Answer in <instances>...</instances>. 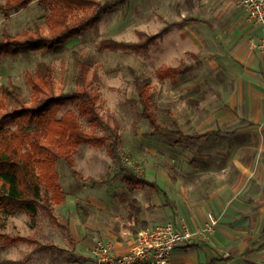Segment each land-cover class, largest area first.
<instances>
[{
  "label": "rangeland",
  "instance_id": "374dc122",
  "mask_svg": "<svg viewBox=\"0 0 264 264\" xmlns=\"http://www.w3.org/2000/svg\"><path fill=\"white\" fill-rule=\"evenodd\" d=\"M39 1L33 0L17 12H0V34L3 30L18 34L36 26L45 27L49 12ZM212 1L217 3V0ZM6 2L0 0V4ZM235 2L238 9H242L239 1ZM222 8L209 5V0H127L97 25L68 41L60 53L33 52L0 59V95L3 86L14 84L30 102L32 89L27 75L35 73L42 62L53 69L57 93H71L80 87L75 55L78 54L86 62L85 85L97 96L100 115L120 135V159L111 156L108 142L100 148L88 143L80 146L74 154V170L80 172L84 180L76 177L64 160L57 163L65 199L55 204L53 192L42 185V194L50 199L54 219L44 210L35 220L26 213L0 216L1 234L29 236L35 240V243L21 242L5 247V238H0V264H85L80 257L90 256L99 243H110V238L105 236L127 232L135 237L150 225L169 222L156 221L172 216L170 210L177 217V213L190 208L195 194L209 195L211 191L224 190L220 185L225 183L234 184L236 198L243 185L254 182L213 180L225 170L227 161L233 164L229 166L232 174L239 171L238 161L249 159L251 166L257 161L256 144L247 142L250 139L247 130L264 139V103L256 100V105L251 106L249 98L257 99L258 95L250 96L251 90L246 86L251 82L259 86L257 76L259 74L264 81V68L254 69L249 79L243 78V67L225 49L228 35L224 26L220 30L213 29L214 41L208 42L201 39L204 31L211 34L207 25L197 26L192 21L194 17H205L211 22L224 20L225 17L219 15ZM216 14L221 18L217 20ZM184 19L187 20L184 26L170 28ZM165 28L169 29L167 34L146 51L109 47L110 40L138 43L146 39L140 33L154 35ZM180 65L190 70L179 76L161 78L158 75L162 67ZM131 70L141 79H151L154 111L162 124L173 127V122L177 121L180 128L190 134L220 129L231 135L193 143H176L154 135L142 116L140 104L134 103L138 95ZM16 106V102L8 101L3 111ZM254 113L256 119H252ZM258 114H261L259 118ZM80 123L88 133L110 134L109 129L92 128L86 118H80ZM247 144L249 148L245 147ZM263 161L264 153L261 166ZM120 162L137 175L156 181L169 197L146 187L134 189L126 185L117 177ZM255 168H244L243 175L253 178L258 171ZM259 171L264 176V165ZM108 179V184L92 183ZM221 219L215 217V230ZM238 222L231 223L235 225L233 236L237 240L234 243L219 244L212 238L206 244L207 250L183 249L181 264H207L208 256L217 250L222 260L220 264H264V225L247 230L241 229ZM207 223H212V219L203 225ZM60 225L69 226L74 243ZM259 246L262 249L255 252L259 257L248 260L250 257L245 251Z\"/></svg>",
  "mask_w": 264,
  "mask_h": 264
},
{
  "label": "trees",
  "instance_id": "16d2710c",
  "mask_svg": "<svg viewBox=\"0 0 264 264\" xmlns=\"http://www.w3.org/2000/svg\"><path fill=\"white\" fill-rule=\"evenodd\" d=\"M33 0H7L0 4V12H17ZM127 0H40L39 5L49 14L45 19V27L36 26L22 33L12 34L3 30L0 34V59L3 56H17L33 52L60 53L66 43L87 29L97 25L102 18L125 4ZM166 30L154 35H146L144 41L138 43L108 42L114 50L146 51ZM79 66V82L81 86L71 93H57L54 72L50 64L42 62L35 73H28L27 79L32 89L30 102L25 100L22 89L14 84L3 86L0 95V216H13L26 213L35 220L41 210L54 219L48 196H43L42 185L53 192V202L60 204L64 199L59 184L60 176L57 163L64 160L74 175L81 180L83 176L74 170V154L85 143L94 147H103L108 142L112 157L120 159V135L116 128L108 125V121L98 111V98L86 85L88 68L81 56L75 54ZM182 66L162 67L158 71L161 78L177 76L188 72ZM138 101L142 116L148 121L154 135L181 143L210 138L219 132H208L203 135H186L176 121L173 127L164 125L154 111V99L151 92L150 78L141 79L134 70ZM8 101H14V109L3 111ZM86 118L94 129H109L110 134L101 136L88 133L80 123ZM117 177H121L126 185L134 189L148 187L158 191L156 183L120 162ZM112 180V179H111ZM93 185L110 183V179L92 181ZM60 227L68 231L67 226ZM69 238L72 235L68 232ZM5 247L17 243H35L31 237L4 236Z\"/></svg>",
  "mask_w": 264,
  "mask_h": 264
},
{
  "label": "crops",
  "instance_id": "0c3cea01",
  "mask_svg": "<svg viewBox=\"0 0 264 264\" xmlns=\"http://www.w3.org/2000/svg\"><path fill=\"white\" fill-rule=\"evenodd\" d=\"M208 1V0H207ZM239 1V0H238ZM215 4L217 7H223L221 12H219V15L222 14L225 19L223 20L218 14H216V19L218 22H211L210 19L202 17H194L192 21L197 26H206L210 29V35H208L204 31V37H201L202 40L208 39V42L214 41V37L212 35L213 29H219L224 26V28L227 30L228 40L225 45L226 51L234 57L236 61L239 62V65L243 67L242 76L243 78L249 79L251 74L254 73V69L264 68V59L261 55V53L255 49L254 43L256 42L259 30L251 25L247 21V14L245 10L238 9L235 0H217V3H213L212 0H209V5ZM187 20H183L182 22H175L173 25H170L172 27L175 26H184L185 22ZM209 23V24H208ZM166 30L165 34L162 36V38L167 34L168 28H165ZM196 32H198L196 30ZM201 33V31H200ZM197 36L198 34L195 33ZM198 37V36H197ZM162 38L158 39L157 41L161 40ZM204 42V41H203ZM181 66V65H180ZM168 68H174L179 66H172ZM188 68L189 67H185ZM190 70V69H189ZM183 75V74H181ZM179 76V75H177ZM258 79V85H252V82L250 85H246L248 89L251 90V95H258L257 99L251 97L249 98V104L256 105V100H258L259 103H264V81L259 78V74L257 76ZM254 93V94H253ZM258 114V118H259ZM257 114L254 113L252 115V119H256ZM257 118V119H258ZM177 122V121H176ZM178 124V122H177ZM179 126V124H178ZM180 128V126H179ZM181 129V128H180ZM182 130V129H181ZM183 131V130H182ZM219 132V135L210 137V138H201L195 141H185L181 143H193L198 141H207L211 140L213 138H219L221 136L229 137L231 135V132H224L220 129L216 130H209L201 134H190L183 131L186 135H203L208 132ZM247 136H249V142L256 144V159L257 161L252 164V166L249 164L251 161L248 160H240L238 161V169L239 171L235 174H232L231 167H229L232 162L227 161L225 170L220 172L219 175L213 179V180H252L254 182H251L247 185H243L242 191H240V194L234 198L233 193V186L234 184H225L222 183L220 187L224 188V190H215L211 191L209 195L207 194H195L193 195V201H190L191 207L185 210L184 212L180 211L177 213V217L173 216V212L170 210L172 216H166L165 219L160 218L159 221H156L158 223L165 222L169 220V222L175 223L178 227L182 228L183 226H186L192 230H195L196 228L204 227L203 225L206 221H208L211 217L215 219V217H222L220 221V225L216 227V230L214 228L213 232L210 234V238L208 240H201V239H195L192 241V243L180 246L178 247L172 256V263L173 264H181L183 261L184 254L181 252V250L186 248H200L203 251L207 250L206 244L209 243L212 238L219 244H228V243H234L235 239L233 235H235V230L233 227L235 225H232L231 223L234 221H239L237 224H240L241 229H247L250 230V228H260V226L264 225V176L260 174V167L263 168V165L260 164V159L262 160V156L264 153V139L260 136V134H254L253 131H246ZM252 135V137H250ZM249 148V144L245 146ZM249 152V150H247ZM259 153H261V157L259 156ZM233 165V164H232ZM257 167L258 171L255 175L252 177H247L243 175L244 168H255ZM256 169V168H255ZM145 178V177H144ZM148 180V179H147ZM212 180V179H211ZM151 181V180H148ZM158 185L159 190L158 191H152L155 193H162L166 198H168V194L166 191H164L161 186L156 181H151ZM148 188V187H146ZM138 189V188H137ZM149 189V188H148ZM150 190V189H149ZM237 218H234V217ZM174 218H177L175 221ZM184 220L185 222H180ZM164 224V223H163ZM208 224V223H207ZM160 225V224H156ZM156 225H150L146 228L153 227ZM68 232L72 235V240L69 238V240L74 243V237L72 232L70 231L69 226H67ZM145 228V229H146ZM144 230V229H142ZM130 233L124 232L120 236L115 235L114 237H108L110 238L109 242L113 244L114 251L117 254H123L128 252L130 249L134 236H130ZM29 237V236H25ZM113 238V239H111ZM237 240V239H236ZM262 249V246H259L256 250H246L245 253L250 261H254L258 254H255V252L260 251ZM219 251L212 252L208 256L207 264H220L222 261L219 256H217ZM229 254L226 253L225 257H228ZM224 257V256H223ZM252 257V258H251ZM91 258V254L87 256L80 257V260L85 261L84 263H87Z\"/></svg>",
  "mask_w": 264,
  "mask_h": 264
},
{
  "label": "built area",
  "instance_id": "2783aa9c",
  "mask_svg": "<svg viewBox=\"0 0 264 264\" xmlns=\"http://www.w3.org/2000/svg\"><path fill=\"white\" fill-rule=\"evenodd\" d=\"M247 14V21L259 30L254 43L264 59V0H239ZM192 230L178 227L173 222L156 225L141 230L133 239L128 252L117 254L113 244L99 243L92 250L90 260L85 264H173L174 251L192 243L195 239L208 240L216 221Z\"/></svg>",
  "mask_w": 264,
  "mask_h": 264
}]
</instances>
